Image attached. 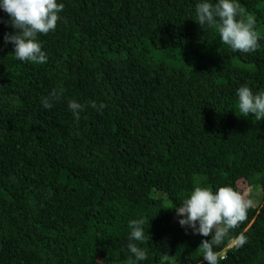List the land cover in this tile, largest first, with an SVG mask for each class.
Returning a JSON list of instances; mask_svg holds the SVG:
<instances>
[{
    "label": "trees",
    "instance_id": "16d2710c",
    "mask_svg": "<svg viewBox=\"0 0 264 264\" xmlns=\"http://www.w3.org/2000/svg\"><path fill=\"white\" fill-rule=\"evenodd\" d=\"M57 2L43 65L15 59L0 8V264H126L141 218L137 264H206L196 251L211 237L174 209L196 186L264 193V119L241 116L236 95L264 91V0H236L262 37L250 54L195 21L201 0ZM70 100L86 106L78 122ZM262 201L215 248L220 264H264Z\"/></svg>",
    "mask_w": 264,
    "mask_h": 264
},
{
    "label": "clouds",
    "instance_id": "9594fccd",
    "mask_svg": "<svg viewBox=\"0 0 264 264\" xmlns=\"http://www.w3.org/2000/svg\"><path fill=\"white\" fill-rule=\"evenodd\" d=\"M64 7L65 5L57 0H2L0 8L9 15V23L16 30L15 34L4 36L5 44L11 43L15 46V59L37 65L47 62L48 56L42 49L38 36L56 30L61 18L59 14L63 12ZM195 13V21L202 27L207 25L215 29L221 43L233 52L250 54L259 48L262 37L256 30V19L252 14L246 15L236 0H218L215 4L210 0H201ZM59 95L54 90L51 96L42 97L43 107L51 109L52 101L59 99ZM236 95L241 116L247 118L252 115L258 121L264 119V91L254 94L252 89L245 85L237 90ZM68 103L74 119L78 122L79 113L86 106L75 100ZM92 107L102 110L105 105L97 106L93 101ZM252 206L251 200L245 199L231 186H222L215 191L209 187L196 186L183 204L174 210L177 216L183 217L179 224L186 230L191 228L193 234L211 237L210 240L204 239L196 251L203 256L204 262L220 264V256L215 248L229 239V233L247 219L248 210ZM144 225L143 218L129 221L128 249L132 255L128 257L126 264H137L147 258L146 250L137 243L149 240ZM231 239L237 247L247 243V237L243 233ZM171 257L164 254L160 264H171Z\"/></svg>",
    "mask_w": 264,
    "mask_h": 264
},
{
    "label": "rangeland",
    "instance_id": "374dc122",
    "mask_svg": "<svg viewBox=\"0 0 264 264\" xmlns=\"http://www.w3.org/2000/svg\"><path fill=\"white\" fill-rule=\"evenodd\" d=\"M241 188L244 198L251 200L254 207H258L262 204V199L264 198V193L262 190H254L253 188H248L245 185H241Z\"/></svg>",
    "mask_w": 264,
    "mask_h": 264
}]
</instances>
